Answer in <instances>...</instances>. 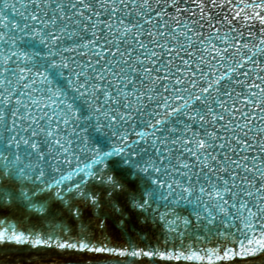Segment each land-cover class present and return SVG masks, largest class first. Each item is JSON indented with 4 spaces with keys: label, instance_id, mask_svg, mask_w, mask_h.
Returning a JSON list of instances; mask_svg holds the SVG:
<instances>
[{
    "label": "snow or ice",
    "instance_id": "1",
    "mask_svg": "<svg viewBox=\"0 0 264 264\" xmlns=\"http://www.w3.org/2000/svg\"><path fill=\"white\" fill-rule=\"evenodd\" d=\"M4 242L73 264L264 252V0H0Z\"/></svg>",
    "mask_w": 264,
    "mask_h": 264
},
{
    "label": "water",
    "instance_id": "2",
    "mask_svg": "<svg viewBox=\"0 0 264 264\" xmlns=\"http://www.w3.org/2000/svg\"><path fill=\"white\" fill-rule=\"evenodd\" d=\"M254 28L259 29L258 22ZM239 259V258H238ZM75 257L61 254L56 248H32L27 244L0 243V264H73ZM264 252L243 258L239 264H262Z\"/></svg>",
    "mask_w": 264,
    "mask_h": 264
}]
</instances>
